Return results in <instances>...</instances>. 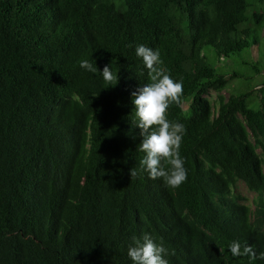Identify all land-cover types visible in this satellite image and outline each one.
Segmentation results:
<instances>
[{
  "label": "trees",
  "instance_id": "16d2710c",
  "mask_svg": "<svg viewBox=\"0 0 264 264\" xmlns=\"http://www.w3.org/2000/svg\"><path fill=\"white\" fill-rule=\"evenodd\" d=\"M140 44L183 84L175 189L129 175ZM145 233L168 264H264L228 251L264 252V0H0V264H131Z\"/></svg>",
  "mask_w": 264,
  "mask_h": 264
},
{
  "label": "clouds",
  "instance_id": "9594fccd",
  "mask_svg": "<svg viewBox=\"0 0 264 264\" xmlns=\"http://www.w3.org/2000/svg\"><path fill=\"white\" fill-rule=\"evenodd\" d=\"M135 56L139 58L147 70L150 83L143 85L131 93L134 114L132 125L139 129V150L143 153L139 161V169H129L131 178L139 172L148 179L162 180L168 188H178L187 178L184 160L180 156V144L185 127L179 122H171L166 118V110L170 104H178L183 92L182 81H174L160 66V54L143 44L135 47ZM79 67L87 72H98L89 60H81ZM102 79L108 87L117 84V74L109 65L100 71ZM259 87V85H257ZM232 257L249 256L264 259V252L257 253L248 245L241 246L239 241H232L228 246ZM131 264H168L165 258L169 250L163 243H156L147 234L131 237L126 253Z\"/></svg>",
  "mask_w": 264,
  "mask_h": 264
},
{
  "label": "rangeland",
  "instance_id": "374dc122",
  "mask_svg": "<svg viewBox=\"0 0 264 264\" xmlns=\"http://www.w3.org/2000/svg\"><path fill=\"white\" fill-rule=\"evenodd\" d=\"M235 59H236L237 61H240V60H241V56L237 55V56L235 57ZM234 68H236V66H235ZM258 81H260V79L257 80L256 82H258ZM256 84H259V83H256ZM235 86H238V83H237V84L235 83ZM256 88H258V87H256ZM225 94H228V92L225 91ZM207 97H208L209 99H211V100H214L215 97H216V93H215V91L210 90V91H209V94L207 95ZM187 102H188V101H185V102H184V105H186ZM235 192L239 193V194L244 198V199H243V202L246 203V204H250L251 201H252V198L254 197V193L251 192V191H249V190L247 189V187L245 186V184H244L243 182H241V181L237 183V187H236V189H235Z\"/></svg>",
  "mask_w": 264,
  "mask_h": 264
}]
</instances>
